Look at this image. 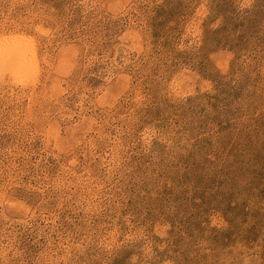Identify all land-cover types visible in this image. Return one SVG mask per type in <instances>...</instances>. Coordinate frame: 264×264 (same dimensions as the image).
<instances>
[{
	"label": "rangeland",
	"instance_id": "374dc122",
	"mask_svg": "<svg viewBox=\"0 0 264 264\" xmlns=\"http://www.w3.org/2000/svg\"><path fill=\"white\" fill-rule=\"evenodd\" d=\"M9 42L0 264H264V0H0Z\"/></svg>",
	"mask_w": 264,
	"mask_h": 264
},
{
	"label": "bare ground",
	"instance_id": "6f19581e",
	"mask_svg": "<svg viewBox=\"0 0 264 264\" xmlns=\"http://www.w3.org/2000/svg\"><path fill=\"white\" fill-rule=\"evenodd\" d=\"M22 50H23V47H20L19 44L15 43V42H9V43H6V44L0 46V70L3 67L8 66V62L9 61L11 62L12 57L15 54H17V57H18L17 64L18 65L16 64L17 65L16 75L19 76V77H21V75H24L25 71L28 70L30 68V66H31V64H30L31 60H30L29 56L25 52H21ZM13 61H14V59H13Z\"/></svg>",
	"mask_w": 264,
	"mask_h": 264
}]
</instances>
